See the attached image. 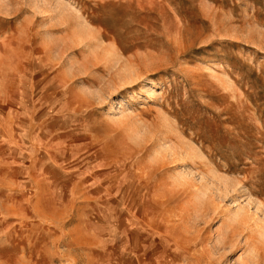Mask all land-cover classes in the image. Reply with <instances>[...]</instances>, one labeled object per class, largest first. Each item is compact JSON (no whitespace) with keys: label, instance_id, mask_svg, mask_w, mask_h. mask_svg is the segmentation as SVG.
<instances>
[{"label":"rangeland","instance_id":"rangeland-1","mask_svg":"<svg viewBox=\"0 0 264 264\" xmlns=\"http://www.w3.org/2000/svg\"><path fill=\"white\" fill-rule=\"evenodd\" d=\"M0 264H264V0H0Z\"/></svg>","mask_w":264,"mask_h":264}]
</instances>
